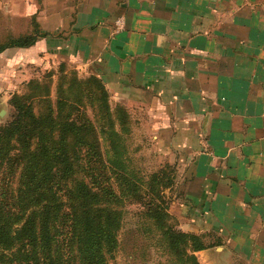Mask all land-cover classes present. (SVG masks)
<instances>
[{
    "label": "crops",
    "instance_id": "crops-1",
    "mask_svg": "<svg viewBox=\"0 0 264 264\" xmlns=\"http://www.w3.org/2000/svg\"><path fill=\"white\" fill-rule=\"evenodd\" d=\"M37 1L45 36L17 55L96 77L147 125L199 264H264V0Z\"/></svg>",
    "mask_w": 264,
    "mask_h": 264
},
{
    "label": "trees",
    "instance_id": "trees-1",
    "mask_svg": "<svg viewBox=\"0 0 264 264\" xmlns=\"http://www.w3.org/2000/svg\"><path fill=\"white\" fill-rule=\"evenodd\" d=\"M44 36L34 28L0 44V54ZM40 83L30 79L27 86L41 92L12 96V120L0 126V264H110L126 203L140 207L137 218L149 224L138 233L167 264H199L195 254L208 246L177 229L168 212L173 170L164 167L146 181L138 176L124 145L128 115L111 109L102 82L62 74L54 96Z\"/></svg>",
    "mask_w": 264,
    "mask_h": 264
},
{
    "label": "rangeland",
    "instance_id": "rangeland-1",
    "mask_svg": "<svg viewBox=\"0 0 264 264\" xmlns=\"http://www.w3.org/2000/svg\"><path fill=\"white\" fill-rule=\"evenodd\" d=\"M39 6L40 3L37 0H0V44L8 43L10 38L31 34L34 28L41 31L37 20ZM16 50L8 49L0 54V126L10 123L14 115V109L10 104L12 96L14 94H29L34 90L32 86H27V82L30 79L39 80L41 87L49 85L52 92L51 95L54 96L62 74H66L69 79L72 76L79 80L89 78L79 77L71 66L61 67L56 61L52 63L50 57L45 58L41 65L25 62L27 57L17 55ZM61 72L63 73L61 74ZM33 92H41V89L38 88ZM108 103L112 110L116 111L117 108H123L117 104L112 106L109 98ZM100 122L102 124L101 120ZM133 123L128 115L126 128L129 129V133H123L124 145L127 149L126 157L130 159L131 166L138 173V176L143 177L144 181H146V178L149 179L152 174L164 169V167H170L167 164L168 157L159 153L147 141L149 140L148 136H146L148 133L146 130L147 125L132 126ZM107 143L109 144L108 141ZM107 143L101 142L102 152L106 151ZM111 155H104V157L110 158ZM171 170L173 171L167 169V173L176 177L174 168H171ZM145 188H143V191ZM165 192L167 198L172 202V193L168 192V190ZM123 210L125 217L123 229L119 235L120 249L110 261V264H167V256L161 250H156L150 246L153 241L149 240L148 236L138 233V227L140 228L142 223L149 224L147 220L145 222L137 218L138 211L141 210L140 207L126 203ZM175 223L177 229H179V224L176 220ZM222 262L225 263V261ZM233 263L242 264L239 262Z\"/></svg>",
    "mask_w": 264,
    "mask_h": 264
}]
</instances>
